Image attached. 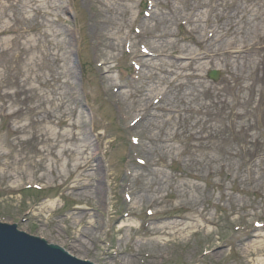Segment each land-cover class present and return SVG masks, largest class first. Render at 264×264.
I'll list each match as a JSON object with an SVG mask.
<instances>
[{"label":"rangeland","instance_id":"374dc122","mask_svg":"<svg viewBox=\"0 0 264 264\" xmlns=\"http://www.w3.org/2000/svg\"><path fill=\"white\" fill-rule=\"evenodd\" d=\"M62 1L46 19L0 9V221L95 264H264V0L205 50L247 0H157L151 18L146 0ZM141 43L161 56L136 80ZM31 182L46 191L20 195Z\"/></svg>","mask_w":264,"mask_h":264},{"label":"bare ground","instance_id":"6f19581e","mask_svg":"<svg viewBox=\"0 0 264 264\" xmlns=\"http://www.w3.org/2000/svg\"><path fill=\"white\" fill-rule=\"evenodd\" d=\"M5 2H7L9 4L7 6H4L1 4L0 9H5V10L18 9L19 6L27 7V5H28L30 8H32V12L34 13V18L39 17L41 19H46V17H49L50 12L53 10L57 11V10L64 9L62 0H28L26 4H24L25 3L24 0H14V3H10L9 0H5ZM260 2H261V0H247L244 5L243 4H236L235 5V12L236 13L232 17V21L230 22V27H229V24L227 22H223V24L219 21L213 22V25H214L213 27L216 28L215 30H212L213 33L215 34L216 37L220 35L217 40L215 39V42L220 41L223 38H228L230 36H234L235 34H238V32H240V30L237 28V26L239 24L244 25V23H247L248 19H246L247 18L246 15H249L250 13L251 14H253V13L257 14L258 13ZM44 5H46V7H44ZM202 7L204 8L205 6L200 5V4H195L192 6L193 11H195V14H193L194 24L195 23L199 24L202 21V17H201L202 13L200 12V9ZM212 12L213 11H211L207 14H212ZM189 17L192 18V16H189ZM34 18H32L33 21H36ZM166 18L168 19L167 14H162L161 17H159V19H158V23L160 25H165L166 24ZM252 23H254V22H249V25ZM40 24H41V28H43V22H41ZM205 25L206 26L212 25L209 23V19L206 21ZM145 27H146V25H145ZM212 40L213 39L210 40V42H209L210 44L212 43ZM231 40H232V42H234L233 38L228 39V41H231ZM217 51L224 53V50L217 49ZM199 56H200L199 54L193 56V55H190L185 50H180L179 57L177 59L184 62V60H187V58H189L192 62H197L198 60L201 59ZM171 68H174V67H171ZM161 70L164 71L165 74L172 77L171 83L175 84L182 77V75H180L178 70H177L178 74L174 70H171V69H161ZM187 77L188 78H198L199 75L192 73V74L187 75ZM179 86H182V84L179 83ZM83 188H84V186L81 183H79L77 186L73 187L74 190H81Z\"/></svg>","mask_w":264,"mask_h":264},{"label":"water","instance_id":"95a60500","mask_svg":"<svg viewBox=\"0 0 264 264\" xmlns=\"http://www.w3.org/2000/svg\"><path fill=\"white\" fill-rule=\"evenodd\" d=\"M20 230V229H19ZM0 264H92L70 256L45 239L18 232L15 226L0 224Z\"/></svg>","mask_w":264,"mask_h":264}]
</instances>
